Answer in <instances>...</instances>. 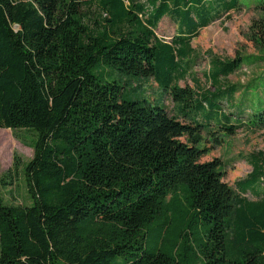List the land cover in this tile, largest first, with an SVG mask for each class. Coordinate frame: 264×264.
I'll return each instance as SVG.
<instances>
[{
	"label": "trees",
	"instance_id": "obj_1",
	"mask_svg": "<svg viewBox=\"0 0 264 264\" xmlns=\"http://www.w3.org/2000/svg\"><path fill=\"white\" fill-rule=\"evenodd\" d=\"M241 3L0 0V129L32 133L35 149L0 177L7 187L22 171L31 197L0 196V264H264V152L248 156L252 171L237 191L219 159L201 161L197 143L215 119L235 133L219 103L234 87L195 97L178 84L192 40ZM258 7L264 13V0ZM165 16L176 23L171 40L156 33ZM252 39L264 64V14ZM245 60L214 57L209 76L219 83ZM108 66L126 79H107ZM132 78H153L193 106L194 123L138 97ZM258 100L254 126L264 124Z\"/></svg>",
	"mask_w": 264,
	"mask_h": 264
},
{
	"label": "rangeland",
	"instance_id": "obj_2",
	"mask_svg": "<svg viewBox=\"0 0 264 264\" xmlns=\"http://www.w3.org/2000/svg\"><path fill=\"white\" fill-rule=\"evenodd\" d=\"M146 1V0H144ZM240 8L224 14L221 18L200 30L192 40L195 49L189 61V70L186 76L178 81L182 87H189L195 92V97L204 91L215 92L222 87L233 86L232 99H222L219 103L225 114L231 115V123L238 124L235 133L228 134L221 127L226 123L215 119L208 126L203 127L198 139V146L206 150L201 158L202 162L219 159L222 162L224 180L238 191L236 182L244 179L252 171L248 156L251 153L264 152V124L254 126L250 122L251 116L257 111L260 103L258 96L264 99V90L257 91L255 85L264 81V64H259L253 58L263 55L252 39V26L254 20H259L264 14L258 7L259 0H241ZM156 33L165 40H171L176 33V23L165 16L159 23ZM246 58L242 66L227 77L221 76L219 83H215L209 76L211 60L214 57L221 59H233L235 57ZM105 68V77L112 79H126L112 67ZM262 75V76H261ZM127 82L129 86L138 88V97H143L150 102H158L163 105L168 113L184 123H194V107H184L169 93H165L153 78H132ZM199 122L206 123L201 115L196 117ZM24 139H18L11 129H0V177L9 169L14 157H18L22 163L30 161L35 153L32 146L34 135L26 130L18 131ZM186 141L188 138H180ZM6 152V155H5ZM0 196L13 203H31L28 195L25 178L22 173L15 182L7 187L0 182ZM249 199H256V195L250 191L243 194Z\"/></svg>",
	"mask_w": 264,
	"mask_h": 264
}]
</instances>
